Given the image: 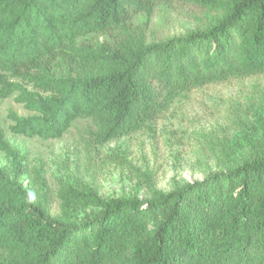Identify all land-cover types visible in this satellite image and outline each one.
Here are the masks:
<instances>
[{
  "label": "trees",
  "instance_id": "16d2710c",
  "mask_svg": "<svg viewBox=\"0 0 264 264\" xmlns=\"http://www.w3.org/2000/svg\"><path fill=\"white\" fill-rule=\"evenodd\" d=\"M171 1L203 11L206 27L163 42L125 33L115 48L78 46ZM64 54L80 66L51 76L48 64ZM254 76H264V0H0V101L15 96L33 114L9 112L16 136L58 140L91 119L107 143L151 118L157 88ZM0 152L8 162L0 264H264V147L228 172L145 201H105L86 189L56 217L24 185L26 158L1 127Z\"/></svg>",
  "mask_w": 264,
  "mask_h": 264
},
{
  "label": "rangeland",
  "instance_id": "374dc122",
  "mask_svg": "<svg viewBox=\"0 0 264 264\" xmlns=\"http://www.w3.org/2000/svg\"><path fill=\"white\" fill-rule=\"evenodd\" d=\"M205 21L198 8L164 2L149 14L133 17L123 30L89 35L78 46L115 48L125 33L163 42L201 30ZM80 64L71 54L58 55L48 64L49 73L74 75ZM157 93L159 107L151 118L107 143L97 139L91 119L75 121L58 140L16 136L10 131L9 112L23 118L33 114L15 103V96L0 101L5 138L26 158L28 175L23 183L52 216L58 215L67 197H86V189L95 190L105 201H145L155 194H169L251 161L264 147V76L187 90L157 88ZM7 167L0 152V168ZM79 212L86 214L83 209Z\"/></svg>",
  "mask_w": 264,
  "mask_h": 264
}]
</instances>
